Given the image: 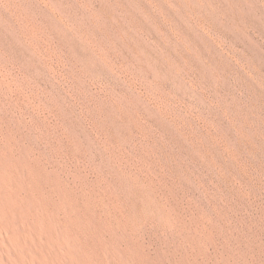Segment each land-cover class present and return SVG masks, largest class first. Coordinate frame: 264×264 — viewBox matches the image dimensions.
<instances>
[{
    "label": "rangeland",
    "instance_id": "rangeland-1",
    "mask_svg": "<svg viewBox=\"0 0 264 264\" xmlns=\"http://www.w3.org/2000/svg\"><path fill=\"white\" fill-rule=\"evenodd\" d=\"M0 264H264V0H0Z\"/></svg>",
    "mask_w": 264,
    "mask_h": 264
}]
</instances>
